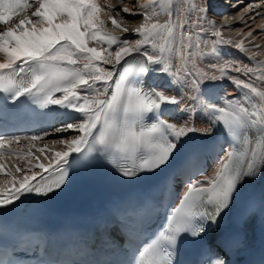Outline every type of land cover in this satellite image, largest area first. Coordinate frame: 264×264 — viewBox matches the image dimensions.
Returning a JSON list of instances; mask_svg holds the SVG:
<instances>
[{"label":"snow or ice","instance_id":"snow-or-ice-1","mask_svg":"<svg viewBox=\"0 0 264 264\" xmlns=\"http://www.w3.org/2000/svg\"><path fill=\"white\" fill-rule=\"evenodd\" d=\"M112 11L115 6L107 0L105 4L99 0H0V92L17 103L26 98L40 110H50V106L70 110L73 122L62 123L56 132L77 133L71 139L53 141L64 145L63 150L47 144L37 148L43 136L24 137L26 152L19 147L20 136L0 135V175L8 177L0 180V208L13 205L25 194L47 195L61 189L69 169L96 154L121 176L132 178L167 167L190 134H212V126L197 128L191 117L182 123L164 118L174 107L191 113L194 106L155 85L145 87L147 76L158 72L186 86L193 93L189 99L231 141L215 161L213 174L187 184L155 239L136 248L129 261L175 264L174 252L183 235L198 237L205 230L203 222H216L229 207L245 178L264 170V89L251 78L228 74L231 68L264 81V68L236 66L230 61L202 66L206 57L223 55L219 46L235 43L236 50H245L244 39H225L206 19L207 6L188 0H142L136 9L125 6L117 12V17L121 13L143 17L131 30ZM250 11L251 7L245 9V14ZM102 13L111 21L112 30L105 26ZM160 16L166 19L161 21ZM258 28L264 31V24ZM117 29L139 39L130 43ZM210 29H215L211 31L215 39L207 40ZM252 35L251 29L244 34ZM89 40L107 46L89 47ZM202 44H210V51H204ZM225 78L238 90L237 98H225L222 104L201 98L202 87ZM6 152L9 158L25 161L24 166L6 165ZM207 264L225 261L213 254Z\"/></svg>","mask_w":264,"mask_h":264},{"label":"bare ground","instance_id":"bare-ground-1","mask_svg":"<svg viewBox=\"0 0 264 264\" xmlns=\"http://www.w3.org/2000/svg\"><path fill=\"white\" fill-rule=\"evenodd\" d=\"M251 7V12L253 11L256 16L260 20V24H264V2L260 0H247ZM101 4H105V2H102V0H99ZM142 2V0H108L107 4H111L115 6V11L111 12L110 14L114 17H117V12H120L121 9H123L125 6H127L130 9H136L138 3ZM223 2V3H222ZM226 2V3H225ZM189 4L195 3L197 6H207L208 11L206 13V19L208 21H212L216 28H219L222 32V36L225 39L231 38L234 41H238L240 39H244L245 41V50L243 52L236 50L235 43H233L231 46L223 45L219 46L221 48V51L223 55H221L219 58H217L214 55H210L206 57L203 62L202 66L207 68L208 65L211 64H224L225 61H230L232 64L236 66H242V65H248L249 67L257 68L262 67L264 68V64L258 65L257 62H264V31H262L260 28H256L257 30L255 33L260 37L259 39H256L253 32L252 36L245 37L243 33V22H240L237 20L239 13L236 12V8H231L228 5L227 0H188ZM222 3V5H221ZM227 4V5H226ZM248 7V8H249ZM105 9L107 8V5H105ZM35 8H31L29 11H34ZM22 15V14H20ZM101 16H104L102 13ZM241 17V16H240ZM239 17V18H240ZM122 25L125 27L131 29H134L137 27L141 22L143 17L141 15H137L135 17L130 16L126 13H121L120 16L117 17ZM194 18V17H193ZM159 19L163 21L166 19L165 16H160ZM106 24L105 26L112 30L111 21L105 20ZM228 24L229 26H225V24ZM207 27V25H205ZM0 30H3V26H0ZM215 29H210L209 35L205 37L207 40L215 39V37L211 36V31H214ZM116 31H120L117 29ZM124 39L129 40V42H133L136 39H139L138 35H134L130 33H122L120 34ZM89 47H106L107 45L98 44L95 41L89 40L88 41ZM204 51H210V44L205 47L203 44L201 45ZM113 52L115 51V47L111 49ZM104 67L111 68V65H103ZM229 76H237L240 75L243 79H249L251 78V81L257 86L262 89H264V81H259L255 78L254 75H251L249 78L244 77L242 74L235 73L231 68L228 69ZM219 75V73H217ZM149 85H155L156 87L163 89L166 91V94L168 95H175L178 99L182 101V103L193 105V111L191 113H184L181 112L179 107L172 108L171 111H166L164 114V118L169 119L173 122L182 123L185 120H188L189 117H191L194 122L195 126L197 128H206L209 126H212L214 128V131L212 134L208 136H204L205 140H207L210 143L216 144L219 147L228 148L229 146L226 143V136L224 133V130L221 126L218 125H211L209 121L208 113L195 101L189 99L193 95V93L186 87L182 86L179 83L172 82V78L168 77L166 75H162L158 72L151 73L147 76V78L144 80V86L147 87ZM201 92L203 93L202 99L222 104L223 100L225 98H237L239 96L238 90L235 88L234 84L230 82L229 79L225 78L222 80H217L216 82L209 83L206 87H202ZM70 110L66 111L63 109L62 113H65V116H69ZM66 121H60L56 123L52 129L35 136H43L44 139L41 141H37V148L43 147L44 145H49L50 147L55 148V150H63L64 145L56 143L53 144V141H59L61 139H71L74 135L77 133L71 132V133H57L56 129L62 126V123H67ZM200 135L197 133L190 134L189 137L181 144L180 150L182 148L188 147L189 143H195ZM28 142L21 139L20 142V149L22 152L28 151L27 148ZM13 148L18 147L17 145L13 144ZM32 152L35 155H40L39 152H37L36 148L32 149ZM50 155V154H49ZM217 160V159H216ZM215 160V161H216ZM215 161H208L206 162L205 166V173L203 175H200L198 178L202 179L205 176H211L214 172L215 168ZM6 165L11 166L13 163L18 164L19 166L23 167L25 164V161L20 160L18 157L13 156L9 158L8 153H5V161ZM38 171V169H36ZM8 177L0 175V180L7 179ZM251 180V177L245 178V181H243L240 186L238 187V190L234 193L233 199L229 207L227 208V218H229L232 215L233 209L237 204V194L240 192V189L243 187V185H247L249 181ZM260 183L262 185L263 193H264V170H262V178L260 179ZM186 189L183 190V192Z\"/></svg>","mask_w":264,"mask_h":264},{"label":"rangeland","instance_id":"rangeland-1","mask_svg":"<svg viewBox=\"0 0 264 264\" xmlns=\"http://www.w3.org/2000/svg\"><path fill=\"white\" fill-rule=\"evenodd\" d=\"M102 2H105V0H102ZM107 2H108V0H107ZM264 2V1H263ZM223 3V2H222ZM222 3H221V5H222ZM226 3V2H225ZM264 4V3H263ZM244 10V9H243ZM242 10V8H240V10H239V8L237 7L236 8V12L237 13H241V11H243ZM105 11L107 12L108 11V9H105ZM113 12V11H112ZM253 12V11H252ZM240 13H239V15H240ZM254 13V12H253ZM255 14V13H254ZM238 15V18L240 17ZM250 15H252V13H249V14H246V15H244V17H242V19H238L237 18V20H239L240 22H243V33H247L250 29L251 30H254V27L257 25V21L256 20H254V18H250ZM256 15V14H255ZM102 18L103 19H105V20H107L106 19V17L105 16H102ZM246 20V21H245ZM257 29H258V27H257ZM256 29V30H257ZM255 30V31H256ZM255 31H254V35L253 36H255L256 37V39H259L260 37L258 36V35H256V33H255ZM116 33L117 34H120V31L118 32V31H116ZM70 122H73V121H70ZM76 122H78V121H76Z\"/></svg>","mask_w":264,"mask_h":264}]
</instances>
